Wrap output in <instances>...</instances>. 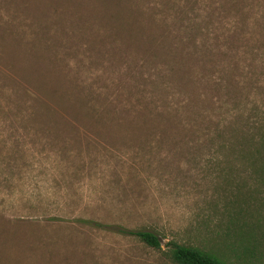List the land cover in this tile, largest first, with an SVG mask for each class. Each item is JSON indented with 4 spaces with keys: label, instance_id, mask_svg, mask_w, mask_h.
I'll list each match as a JSON object with an SVG mask.
<instances>
[{
    "label": "rangeland",
    "instance_id": "rangeland-1",
    "mask_svg": "<svg viewBox=\"0 0 264 264\" xmlns=\"http://www.w3.org/2000/svg\"><path fill=\"white\" fill-rule=\"evenodd\" d=\"M256 109L264 0H0V264H264L232 251Z\"/></svg>",
    "mask_w": 264,
    "mask_h": 264
},
{
    "label": "trees",
    "instance_id": "trees-1",
    "mask_svg": "<svg viewBox=\"0 0 264 264\" xmlns=\"http://www.w3.org/2000/svg\"><path fill=\"white\" fill-rule=\"evenodd\" d=\"M255 111L257 113L250 120L252 130L244 134L241 141L237 142L238 146L237 143L235 145L239 157L251 166V169H248L247 172L254 181L253 185L249 186L244 192L245 199L244 201L240 200L231 220L235 222L233 225L236 224V230L234 231L236 243L232 244V251L242 253L248 251L256 240L264 238V230H258L261 220L256 216L251 217V214L250 219L246 220L245 218L248 205L251 202L261 200V198L248 200L251 197L250 190L258 183L263 188L261 193H264V116L259 115L258 109ZM132 234L146 245L161 249V242L156 233L148 230H136ZM165 253L174 264H232L228 261L226 255L219 251L190 244L171 242L168 244Z\"/></svg>",
    "mask_w": 264,
    "mask_h": 264
}]
</instances>
